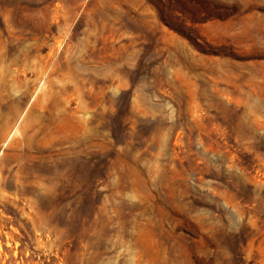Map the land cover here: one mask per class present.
Returning a JSON list of instances; mask_svg holds the SVG:
<instances>
[{
  "label": "rangeland",
  "instance_id": "374dc122",
  "mask_svg": "<svg viewBox=\"0 0 264 264\" xmlns=\"http://www.w3.org/2000/svg\"><path fill=\"white\" fill-rule=\"evenodd\" d=\"M0 264H264V0H0Z\"/></svg>",
  "mask_w": 264,
  "mask_h": 264
}]
</instances>
